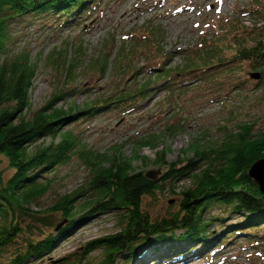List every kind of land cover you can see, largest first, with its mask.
Instances as JSON below:
<instances>
[{
  "label": "rangeland",
  "instance_id": "1",
  "mask_svg": "<svg viewBox=\"0 0 264 264\" xmlns=\"http://www.w3.org/2000/svg\"><path fill=\"white\" fill-rule=\"evenodd\" d=\"M252 1L89 0L85 7L96 4L90 10L91 13L82 17L81 9L72 20L64 22V25L58 23L62 14L46 11L14 21L8 29L11 54L25 52L30 63L35 66L34 79L28 90L29 106L25 112L26 117L31 116L37 108L47 105L59 89L70 87L72 90L66 99L58 101L57 106L60 105L65 111L68 108L71 110V105L73 109L82 110L100 97L109 102L115 101L140 88L152 77L155 82H149V89L142 95L133 96L142 106L133 105L129 108V105L126 110L123 105L129 102L128 99L110 103L108 107H100L94 115L81 111L77 118L86 114L90 116L71 121L66 128L72 127L73 133H79L76 135L80 139L78 147L84 143L91 151L90 159L96 153L105 155L106 159L112 156H116V159L125 157L133 159L134 171L154 174L159 167L155 161L158 151H165L161 160L180 164L195 156L194 144L201 149L216 146L223 137L222 131L238 122L251 120L259 129L264 128V85L259 84L250 89L252 83L249 81L247 88L244 84L236 86L239 79H246L248 76L246 63L241 69H235L231 75L228 72L222 73V64L220 67L209 65L206 70L203 67L183 72L172 69L175 66L184 67L187 58L195 51L212 50L217 29L230 17L236 16L240 24L248 30L256 27L262 29L264 19L259 18L260 15L255 11L247 12L253 7ZM146 29L153 30L155 35L148 33ZM232 52L233 49L220 50L216 55L226 59ZM161 55L168 58L166 63L159 62ZM62 61H67V64L75 61L74 65L78 64L74 72H70L71 75H64L62 67H59ZM157 63L172 69L171 72L162 71L165 80H157L156 75L162 73L159 69L154 68L156 72L144 70ZM101 65L105 67L104 74L98 70ZM215 78L217 80L214 83L212 79ZM166 126L172 130L168 132ZM50 138V135L45 137L44 143H48ZM144 140L147 145L141 147L140 142ZM135 154L146 159L140 160ZM0 174L5 179L12 174L7 159L2 156ZM46 175L52 177L51 188L41 198L40 208H36L34 204L31 206L39 211L50 205L54 197L62 192H70L75 187L79 188L83 183L89 182L90 178V172L83 160L74 154L70 162ZM190 183V179L179 180L175 192ZM149 200H146L145 206L154 204L149 213L156 217L166 214L170 208L168 206H173L178 200V195L172 196L167 191L160 194L156 202L151 203ZM172 208L175 210L176 205ZM220 211L216 205L206 214L207 219L211 214L217 219L212 220L207 227L212 231L209 239L220 231L222 222L227 225L240 219V216L227 213L221 222L218 217L224 213ZM117 227L113 212L96 211L93 216L77 225L70 236L56 243L50 254H44V258L34 264H48L69 256L70 253L83 249L88 240L112 233ZM219 239L213 240L218 250L207 248L202 256L194 251L186 253L189 248L187 246L177 250L180 244H185L184 241H170L157 245L159 248L156 254L152 248L142 249L144 253L135 263L264 264V240H260L257 247L245 237L232 240L223 246L219 245ZM200 243L197 249L202 247L203 242ZM171 248L177 254L185 252L180 259L189 256L187 261L174 258L164 261L171 253L165 258L160 256L168 253ZM257 250L263 254H256ZM101 255L99 247L88 252V264H101ZM77 256L78 252L60 264H78V261L74 262ZM122 264L133 263L128 260Z\"/></svg>",
  "mask_w": 264,
  "mask_h": 264
},
{
  "label": "trees",
  "instance_id": "2",
  "mask_svg": "<svg viewBox=\"0 0 264 264\" xmlns=\"http://www.w3.org/2000/svg\"><path fill=\"white\" fill-rule=\"evenodd\" d=\"M258 1L262 0H253V7L247 12L255 11L259 18L264 19V1ZM87 2L89 0H0V164L1 156L5 157L12 169V174L6 179L0 174V264H34L44 258V254H50L56 243L70 236L77 225L96 211L113 212L118 227L112 233L88 240L83 249L70 253L69 256H72L78 252L74 259L78 264H88L90 257L87 254L96 247L101 249V264H122L128 260L136 264L144 253L142 249L152 248L156 254L161 244L170 241H184L186 245L180 244L177 250L187 246L186 253L194 251L200 256L207 248L218 250L213 240L219 238L220 246L245 237L258 247L259 241L264 240V193L259 191L247 172L251 163L264 155V128L259 129L253 121L243 120L226 130L220 126L223 137L218 144L207 149L194 144L195 156L184 163L161 160L165 151H158L156 174H147V171L133 170V159H116V156L106 159L100 153L90 159V149L84 143L78 147L80 139L76 135L79 133H73L72 127H66L71 121L94 115L100 107H108L113 102L129 99L123 105L126 110L129 105V108L142 106L133 96L142 95L149 89V84L155 82L152 77L140 88L126 93V97L122 95L110 102L100 97L91 102L92 105L84 106V110L73 109L71 105L69 112L57 104L66 99L72 89H59L47 105L26 117L28 90L34 79L35 66L30 63L27 53L11 54L8 29L14 21L32 14L40 15L43 11L62 14L58 23L64 25L81 9L82 17L91 13L96 4L85 7ZM217 30L212 50L195 51L187 58L184 67L175 66L172 69L183 72L203 67L206 70L209 65L220 67L222 64V73L231 75L246 63L248 76L238 82L236 80L234 84H244L247 88L250 81V89L264 85V27L248 30L235 16L228 18ZM145 31L155 35L153 30ZM232 49V55L226 56V59L216 55L217 51ZM159 57V62H167L168 58L164 55ZM74 62L67 64V61H62L58 65L65 76L76 69L78 64L74 65ZM154 68L160 72L172 70L160 63L151 64L144 70L154 71ZM98 70L104 74L105 67L101 65ZM257 71V79L249 76V72ZM156 76L159 81L165 80L164 72ZM212 80L215 83L217 79ZM81 111L90 114L77 118ZM165 129L168 132L172 130L169 126ZM49 135V142L44 143V138ZM144 145H147L146 140L140 142L141 147ZM73 154L82 159L89 170V182L54 197L50 205L43 208L46 212L31 207L34 204L40 208L41 198L51 188L52 177L46 173L55 172L61 165L70 162ZM135 155L140 160L146 159ZM186 179H190L191 183L175 192L177 182ZM167 191L172 196L178 195V200L173 203L175 210L170 204L166 214L152 217L149 209L154 204L145 206L146 200L156 202L158 196ZM216 205L221 209L220 213H224L217 216L221 222L227 213L240 216V219L227 225L222 222L220 231L209 239L212 231L207 227L217 219L212 214L207 219L206 214ZM60 223L62 225L57 228ZM199 242L203 245L197 249ZM184 253L177 254L171 248L160 257L170 255L164 261L172 258L187 261L189 256L180 259ZM256 254L263 253L257 250ZM69 256L48 264H60L69 260Z\"/></svg>",
  "mask_w": 264,
  "mask_h": 264
},
{
  "label": "water",
  "instance_id": "3",
  "mask_svg": "<svg viewBox=\"0 0 264 264\" xmlns=\"http://www.w3.org/2000/svg\"><path fill=\"white\" fill-rule=\"evenodd\" d=\"M251 78L257 79L259 77V72H249ZM248 176L252 179L253 183L259 191L264 193V155L261 158L253 161L250 168L248 169ZM147 174H150L147 172ZM62 223L58 224L57 228L60 227Z\"/></svg>",
  "mask_w": 264,
  "mask_h": 264
}]
</instances>
